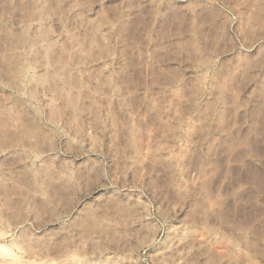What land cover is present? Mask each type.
Here are the masks:
<instances>
[{"label": "rangeland", "instance_id": "374dc122", "mask_svg": "<svg viewBox=\"0 0 264 264\" xmlns=\"http://www.w3.org/2000/svg\"><path fill=\"white\" fill-rule=\"evenodd\" d=\"M0 264H264V0H0Z\"/></svg>", "mask_w": 264, "mask_h": 264}, {"label": "bare ground", "instance_id": "6f19581e", "mask_svg": "<svg viewBox=\"0 0 264 264\" xmlns=\"http://www.w3.org/2000/svg\"><path fill=\"white\" fill-rule=\"evenodd\" d=\"M66 257H67V256H66ZM67 259H68V257H67L66 259L64 258V260H67ZM68 261H70V260H68Z\"/></svg>", "mask_w": 264, "mask_h": 264}]
</instances>
